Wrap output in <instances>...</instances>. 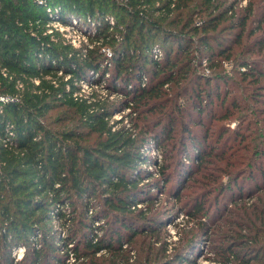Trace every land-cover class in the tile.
<instances>
[{
	"label": "trees",
	"instance_id": "16d2710c",
	"mask_svg": "<svg viewBox=\"0 0 264 264\" xmlns=\"http://www.w3.org/2000/svg\"><path fill=\"white\" fill-rule=\"evenodd\" d=\"M240 1L0 0V264H96L99 252L127 254L158 234L160 218L133 212L151 173L143 164L198 219L189 243L157 264L195 261L187 246L224 222L235 239L215 246V261L264 264V0ZM54 21L89 43L75 47ZM91 70L113 71L119 103L75 95ZM119 108L137 133L110 124ZM232 190L234 206L210 221Z\"/></svg>",
	"mask_w": 264,
	"mask_h": 264
},
{
	"label": "rangeland",
	"instance_id": "374dc122",
	"mask_svg": "<svg viewBox=\"0 0 264 264\" xmlns=\"http://www.w3.org/2000/svg\"><path fill=\"white\" fill-rule=\"evenodd\" d=\"M247 4V0H241L238 7H244ZM110 21L112 23L116 22V18L114 16H109ZM71 24V23H70ZM53 28V31H56L58 29L63 33V36L66 39H70L71 42L74 43V46L81 47L84 44L89 43V39L86 38L85 32L81 29L75 27V29H68V27L65 24H62L59 21H54L52 24H50ZM51 29H49V32H52ZM85 35V36H84ZM81 40V41H80ZM101 52H104V60L110 59V56L113 55V51L110 48V46H102ZM109 57V58H108ZM106 61H103L102 63L106 64ZM110 64V62L107 63V65ZM229 63H227L228 65ZM211 70L209 68L204 69L205 75H208ZM108 74L105 75V78L102 77L101 72H96L95 70H91L90 77H88L87 80H83L80 83L81 90L80 92H77V96L87 98L88 102L94 101V100H107V104L110 105V103L118 102L123 99L122 95L116 94L113 92L107 84H109V78L113 71L108 70ZM104 78V79H102ZM100 79H102L100 81ZM230 84V82H229ZM225 85L222 86L221 92L224 93L225 91ZM182 101H185L184 98ZM95 108V106H94ZM209 111V109H208ZM216 113L219 112V108L217 107L214 109ZM218 111V112H217ZM128 110L119 108L115 109L112 113V116L109 118L110 124L114 126V129L123 128L128 130H132L133 134L137 133L139 129L136 127L134 128V122H131L132 120H129L127 117ZM56 113V112H55ZM122 116H124L122 118ZM138 114L134 115V117ZM205 116V115H204ZM123 119L124 121L120 124H117L115 121L118 119ZM205 123H209L208 120H204ZM195 123V124H194ZM235 121L231 123V126L235 125ZM196 122H193L192 125H196ZM198 129H201V131L204 132V128L202 126H197ZM215 128V127H214ZM218 131V127H216L211 132L212 134H215L214 132ZM179 129H175V133H177ZM228 141V138L226 139ZM152 155L156 156L157 160L159 162L163 161V149H157L156 147L154 150L151 151ZM192 159V158H191ZM190 157L188 158V161L186 164L192 168L196 164V160L198 158H195V164L193 159L191 160ZM183 160L184 159L183 157ZM142 168L148 167V170L151 171L152 174H156L155 176H150L151 173L144 172L143 178H140V181L138 184L142 186L143 188L140 190L139 198L142 199L141 202L138 204L136 209H134L133 212L138 214V209H145L144 211H148L147 214L156 215V218H160V221L163 222L162 226L160 227L159 233H149V236H139L138 238L134 239V241L127 245L126 248L130 250L127 254H121L114 256L111 252H99L96 254V264H157L162 258H165L166 256L172 257L175 251L178 247H181L182 245L188 244L189 241L195 236L196 228L198 227L197 218H193L187 211L183 210L180 207L179 202H175V197H172V188L174 184H165V182L161 179L159 181V184L155 182L156 179L160 178L157 174L158 166H155V164H151L146 166L143 164L141 166ZM192 170H190L191 172ZM190 172H188L189 178L185 177L183 184L178 187V190L183 192H188L189 184L191 182ZM149 174V175H148ZM192 176V175H191ZM248 177V176H247ZM246 179V176H245ZM246 183H252L247 179L245 180ZM160 185V186H159ZM189 190H193V188L190 187ZM197 188L194 187V191H196ZM235 190H232V193L225 194L223 197L220 196L219 203L217 202L213 206V213L211 211L208 216H210V221L213 219H216V223H221V220H219L220 213H223V215L226 213L227 208H232L233 202L230 203L228 199L233 196ZM246 193V190L244 191ZM187 198V196H184ZM147 198H150L152 201L150 203H146ZM184 198V199H185ZM244 199V196H243ZM248 196L245 197V200H248ZM253 198L249 199V202H251ZM228 201V202H226ZM217 214V215H216ZM229 215V214H228ZM227 217V214L225 215ZM208 218V217H207ZM209 219V218H208ZM225 222L220 226V230L218 231L215 228H212L207 234L200 235L196 240L195 249L192 250L188 246L185 251H187L188 258H194L190 260H185V264H224V262H216L218 260V255L216 252L215 246L218 245H227V243L231 244L234 241L235 236L231 231L228 230V227L224 225ZM224 225V226H223ZM223 227V228H222ZM218 228V227H217ZM216 230V231H215ZM224 232L227 233V236L224 235ZM24 247H20L18 249H15L18 253L17 259H21V256L23 254ZM134 252V255L132 254ZM134 259L133 262H131V258ZM74 260L71 259V262ZM216 260V261H215ZM176 261V260H175ZM178 264V262H175V264ZM183 263V264H184Z\"/></svg>",
	"mask_w": 264,
	"mask_h": 264
},
{
	"label": "built area",
	"instance_id": "2783aa9c",
	"mask_svg": "<svg viewBox=\"0 0 264 264\" xmlns=\"http://www.w3.org/2000/svg\"><path fill=\"white\" fill-rule=\"evenodd\" d=\"M68 27V29H75V24L74 23H71V24H67L66 25ZM85 36V35H84ZM81 41V40H80ZM73 43V42H72ZM74 44V43H73ZM21 86V85H20ZM75 95H77V93H75ZM2 99H5L4 96H1ZM127 245H124V247H126ZM132 254L134 255V252H132Z\"/></svg>",
	"mask_w": 264,
	"mask_h": 264
}]
</instances>
